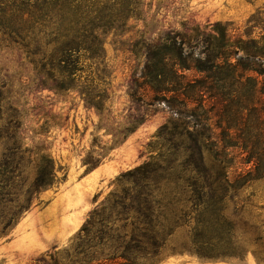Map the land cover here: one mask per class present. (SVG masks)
<instances>
[{"label": "rangeland", "instance_id": "1", "mask_svg": "<svg viewBox=\"0 0 264 264\" xmlns=\"http://www.w3.org/2000/svg\"><path fill=\"white\" fill-rule=\"evenodd\" d=\"M140 4V17L128 23L129 32L106 39L107 74L95 89L104 99L102 112L86 107L78 89L59 90L61 81L52 80L60 78L50 79L48 68L43 70L42 50L35 43L15 42L0 32V136L15 134L19 142L7 152L10 144L0 141V165L13 159L23 191L33 185L41 157L52 159L55 171L54 185L34 196L0 237V264H35L49 262L54 254H72L89 214L103 206L111 209L105 217L116 231L110 235L114 244L124 231L145 227L139 215L150 209V225L165 240V254L154 264H264V145L221 151L210 139L220 134L213 130L211 110L201 113L211 122L199 126L191 118H176L163 105H146L148 93L128 96L140 84L144 42L196 27L209 33L219 23L229 26L233 38L248 35L263 46L264 0ZM254 63L257 73L248 87L260 89L264 61ZM78 86L87 83L82 79ZM221 167L222 180L207 177ZM212 184L225 190L213 198L217 220H209L197 244L207 252L197 256L188 250L197 211L204 198L209 200L203 190ZM120 201L124 207L117 205ZM92 238L96 245L107 241L98 233Z\"/></svg>", "mask_w": 264, "mask_h": 264}, {"label": "trees", "instance_id": "2", "mask_svg": "<svg viewBox=\"0 0 264 264\" xmlns=\"http://www.w3.org/2000/svg\"><path fill=\"white\" fill-rule=\"evenodd\" d=\"M140 1L0 0V32L14 37L15 42L35 43L39 51L42 50L43 70L48 68L46 73L50 79L60 78L52 80L61 81L60 85L56 83L59 90L78 89L86 107L102 112L104 99L95 89L107 74L104 66L106 39L111 34L122 37L129 32L128 23L140 17ZM259 45L248 35L245 40L233 38L229 26L219 23L214 24L209 33L196 27L186 29L183 34L170 33L144 42L141 46L146 63L140 74V84L128 96L131 99L144 98L148 93L150 101L146 105H163L176 118H191L199 126L202 121L211 122V119H203L201 114L211 110L216 122L213 130L220 134L216 137L212 134L210 139L221 151L264 145V83L260 89L248 87L253 82L251 75L257 73L254 62L264 61V44ZM82 79L87 83L85 88L78 86ZM142 120L145 119L136 124ZM6 130L2 132L5 135L8 134ZM16 137L15 134L0 136L6 146L10 144L7 152L18 148ZM224 173L225 169L221 167L207 177L214 175L222 180ZM18 178L13 159L11 162L5 159L0 165V237L8 234L34 196L54 185V162L41 157L34 183L25 191ZM220 186L212 184L203 190L208 192L209 200L204 198L197 211L196 227L188 250L197 256H205L207 252L197 244L201 235L206 233L209 220H217L214 219L213 198L225 190ZM117 205L125 206L123 201ZM107 210L111 211L103 206L89 214L75 238L78 245L72 254L67 251L65 256L54 254L49 257V262L42 259L35 264H154L163 258L165 240L150 225L153 219L150 209L146 208L145 213L139 215L142 218L139 223L145 227L139 225L133 233L124 231L117 237L116 244L110 236L116 231L107 226L110 218L105 217ZM96 226L99 227L97 232ZM97 233L107 241L92 244V236Z\"/></svg>", "mask_w": 264, "mask_h": 264}, {"label": "bare ground", "instance_id": "3", "mask_svg": "<svg viewBox=\"0 0 264 264\" xmlns=\"http://www.w3.org/2000/svg\"><path fill=\"white\" fill-rule=\"evenodd\" d=\"M76 227H77V225L74 226V228H76Z\"/></svg>", "mask_w": 264, "mask_h": 264}]
</instances>
